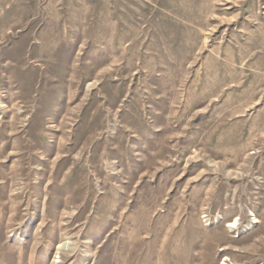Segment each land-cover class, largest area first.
Wrapping results in <instances>:
<instances>
[{
	"label": "rangeland",
	"instance_id": "obj_1",
	"mask_svg": "<svg viewBox=\"0 0 264 264\" xmlns=\"http://www.w3.org/2000/svg\"><path fill=\"white\" fill-rule=\"evenodd\" d=\"M0 264H264V0H0Z\"/></svg>",
	"mask_w": 264,
	"mask_h": 264
},
{
	"label": "bare ground",
	"instance_id": "obj_2",
	"mask_svg": "<svg viewBox=\"0 0 264 264\" xmlns=\"http://www.w3.org/2000/svg\"><path fill=\"white\" fill-rule=\"evenodd\" d=\"M236 224L237 223H235V224L231 223L228 227H235Z\"/></svg>",
	"mask_w": 264,
	"mask_h": 264
}]
</instances>
